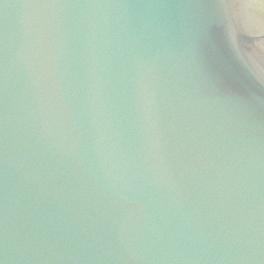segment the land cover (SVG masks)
Here are the masks:
<instances>
[{"label":"water","instance_id":"obj_1","mask_svg":"<svg viewBox=\"0 0 264 264\" xmlns=\"http://www.w3.org/2000/svg\"><path fill=\"white\" fill-rule=\"evenodd\" d=\"M150 1L146 0L145 3L150 5ZM228 1L162 0L163 5H167L162 13L168 14V17H179L185 24L195 21L204 25L206 28L200 26L204 35L217 39L226 54L212 48L214 42L210 39L213 54L205 52L203 61L222 59L219 57L221 53L236 58L241 70L240 73L234 72L237 73L234 86L241 94L258 90L264 97V90L253 83L256 78L264 82V72L249 57L244 42L237 38L236 30L228 18ZM7 8H12V5ZM140 10L148 12V6L146 11L143 7ZM234 15L237 27L249 38L252 47H256L255 52L264 56V43L247 17L244 0H235ZM146 21L144 16L138 23L148 26ZM201 34L199 37H202ZM188 43L185 48L187 52L190 51ZM29 45L33 51L30 53L31 57H35L36 49L39 51L38 58L42 51L47 50L37 42ZM261 59L264 61V57ZM185 79H190L188 73L183 80ZM56 80L52 76L49 80H44L43 85L45 88L51 87ZM237 91L235 97L239 98ZM208 95L213 97L214 105L218 102L224 106L221 108L222 113H216L219 109L210 110L220 117H235L234 121H215V117L210 118L203 112L199 118L192 119L203 122L205 130L200 133V129L195 128L191 138L204 135L209 129L243 137L248 135L244 133H249L244 130L245 125L250 129L254 128V144L264 150L263 109H245L241 103H231L232 97L222 98L223 95L219 96L217 92L210 90H207L206 97ZM183 98L193 107L190 97L183 94ZM33 100L35 107L34 97ZM204 110L206 109L202 108ZM62 111L66 113L65 108ZM5 112L10 116L19 115L16 114V109L9 107ZM36 112L35 107V114ZM63 113L60 112L59 115L64 116L62 121L67 125L69 137L52 135L59 133L55 129L46 132L51 126L57 127L51 117L46 119L51 126L46 123L39 125V118L35 117L36 125L32 124L34 127H27L30 122L16 120L4 128L0 138V241L15 245L26 237L28 239L25 247L15 254H6L0 246V264H241V255L249 250H244L233 239L237 238L235 236L240 228L230 226L231 222L224 217L212 213L208 215L206 212L209 211H205V207L199 211L186 208L187 210L182 209L178 213L175 212L178 210L175 205L170 207L166 200L156 202L149 199L146 193L141 192L140 187L125 190L123 182L131 184L129 170L133 155L129 154L126 159L120 160L122 168L117 172L119 169L112 163L113 154L101 150L95 144L98 143L96 139H90L79 125L75 128L73 121L66 119L67 116ZM113 113L111 123L117 130L121 123L133 125L132 127L140 125L141 121L134 112L129 114L120 111L117 116ZM152 120L151 116L149 121ZM59 125L61 126V122ZM149 127L151 128L150 123ZM124 128L121 127L118 134L125 151L127 138L132 134H127ZM86 141L89 150L93 151L90 155L86 153L85 146L79 144ZM188 141L190 139L187 143ZM182 145L186 146L185 143ZM151 159L156 161L158 158ZM124 196L129 202L128 208L134 209L139 215L128 218L119 216L120 212L116 214L123 205ZM142 217L150 221L155 217L159 219L157 223H150L141 220ZM184 239L199 242L193 251H187L177 245L183 243ZM243 241V238L239 240L241 244ZM254 250L256 245L250 249L252 253Z\"/></svg>","mask_w":264,"mask_h":264},{"label":"bare ground","instance_id":"obj_2","mask_svg":"<svg viewBox=\"0 0 264 264\" xmlns=\"http://www.w3.org/2000/svg\"><path fill=\"white\" fill-rule=\"evenodd\" d=\"M244 5L250 23L262 40L264 37V0H244Z\"/></svg>","mask_w":264,"mask_h":264}]
</instances>
